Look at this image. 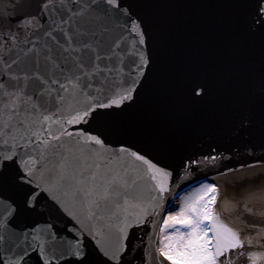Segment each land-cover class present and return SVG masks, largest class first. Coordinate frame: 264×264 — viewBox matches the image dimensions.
<instances>
[{"label": "snow or ice", "instance_id": "obj_1", "mask_svg": "<svg viewBox=\"0 0 264 264\" xmlns=\"http://www.w3.org/2000/svg\"><path fill=\"white\" fill-rule=\"evenodd\" d=\"M176 6L8 0L0 8V264H221L243 248L216 211L212 183L162 219L156 244L137 237L179 178L168 161L178 132L173 85L197 103L210 96L183 22L149 12ZM235 25L249 57L228 73L224 104L240 129L258 114L264 137V0ZM195 163L187 157L181 168ZM248 255L256 264L264 254Z\"/></svg>", "mask_w": 264, "mask_h": 264}, {"label": "water", "instance_id": "obj_2", "mask_svg": "<svg viewBox=\"0 0 264 264\" xmlns=\"http://www.w3.org/2000/svg\"><path fill=\"white\" fill-rule=\"evenodd\" d=\"M158 2L178 5L149 12L183 22L190 55L207 67L210 88V96L197 103L184 95L178 83L173 85L171 103L178 132L168 161L176 168L179 178L174 176L167 198L176 199L180 193L208 179L219 183L218 204L234 212L240 201L264 194V137L260 133L258 114L253 128L240 129L230 119L224 104L232 86L228 73L239 70L249 57L241 44L235 20L241 13L254 16L256 0H243L247 5L243 9L223 6L237 0ZM7 4L8 0H0V8ZM187 157L199 163L182 169L181 160ZM166 200L149 226L137 230L138 240L142 239L145 245L157 242L159 226L170 207L165 208Z\"/></svg>", "mask_w": 264, "mask_h": 264}, {"label": "flooded vegetation", "instance_id": "obj_3", "mask_svg": "<svg viewBox=\"0 0 264 264\" xmlns=\"http://www.w3.org/2000/svg\"><path fill=\"white\" fill-rule=\"evenodd\" d=\"M261 198L264 199V196ZM254 199L258 200L259 197H251L240 201L237 210L234 212L216 205V211L221 219L236 230L244 242L243 248L233 249L226 253L225 257L221 258V264H224L225 259L230 260L231 264H252L248 253L264 254V205L260 207L253 202H249V200ZM261 204H264V200ZM250 240L251 243H249ZM256 264H264V255L256 260Z\"/></svg>", "mask_w": 264, "mask_h": 264}, {"label": "rangeland", "instance_id": "obj_4", "mask_svg": "<svg viewBox=\"0 0 264 264\" xmlns=\"http://www.w3.org/2000/svg\"><path fill=\"white\" fill-rule=\"evenodd\" d=\"M206 184H209V182H204L202 184H200L199 186L197 187H194V188H191L190 190H188L186 193H183L180 197H178L177 201L175 203H173L165 212L163 218H166L167 215L169 213L171 214H175L177 213L180 208L185 204V202L189 201V200H193L195 199L198 195L202 194L201 192V189H202V186L203 185H206ZM218 188V187H217ZM220 197V193H219V189H218V194H217V201H218V198ZM217 205V203H216ZM160 226H162V222L160 224ZM177 227H181V226H177ZM160 229V228H159ZM181 230L183 231V228H181ZM171 231V230H169ZM163 234L159 231V237H158V241L160 239V237L162 236ZM157 241V242H158Z\"/></svg>", "mask_w": 264, "mask_h": 264}, {"label": "bare ground", "instance_id": "obj_5", "mask_svg": "<svg viewBox=\"0 0 264 264\" xmlns=\"http://www.w3.org/2000/svg\"><path fill=\"white\" fill-rule=\"evenodd\" d=\"M209 181H211V180H209ZM211 182L215 183V184L218 186L219 193H220V186H219V183L214 182V181H211ZM220 196H221V194H220ZM219 199H220V197L218 198V202H219ZM174 202H175V199H174V198H173V199H171V198H167V200H166V204H165V208L167 209V208H168L169 206H171ZM166 209H165V210H166Z\"/></svg>", "mask_w": 264, "mask_h": 264}]
</instances>
